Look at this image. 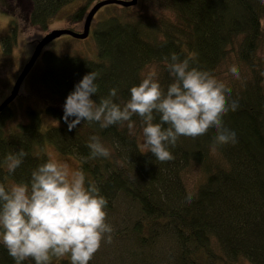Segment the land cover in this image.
Segmentation results:
<instances>
[{
	"label": "trees",
	"instance_id": "1",
	"mask_svg": "<svg viewBox=\"0 0 264 264\" xmlns=\"http://www.w3.org/2000/svg\"><path fill=\"white\" fill-rule=\"evenodd\" d=\"M77 1L82 5L65 15L72 24L81 22L99 0H19L21 12L15 6V12H8L12 26L2 39L6 51L16 44L20 20L46 30L65 6ZM142 2L159 16L134 15V7L119 5L97 12L107 11L93 30V58L42 53L36 95L48 102L47 112L60 124L43 130L34 114L29 123L13 127V110L3 109L0 183L30 182L32 172L49 159L43 148L52 145L60 154L77 158L86 186L94 183L108 201L112 242L102 243L90 264L100 262L97 255L102 263L113 264H264V2ZM173 53L231 89L228 103L237 107L223 117V124L235 133L234 144H215L212 128L196 138L180 137L170 147L174 159L161 163L144 146L139 116H133L132 130L127 122L101 128L82 121L69 131L65 101L86 74H97L93 100L115 88L114 100L123 106L130 89L153 71L167 89L173 77L165 61ZM233 66L238 78L230 72ZM154 122H159L158 115ZM93 136L109 150L108 157H91L87 145ZM20 149L27 156L9 173L6 157ZM192 172L198 176L190 185ZM0 264H15L3 245ZM51 264H70V257H53Z\"/></svg>",
	"mask_w": 264,
	"mask_h": 264
},
{
	"label": "clouds",
	"instance_id": "2",
	"mask_svg": "<svg viewBox=\"0 0 264 264\" xmlns=\"http://www.w3.org/2000/svg\"><path fill=\"white\" fill-rule=\"evenodd\" d=\"M165 62L173 77L167 89L153 71L130 89V99L123 106L114 100L115 88L98 102L93 100L98 92L97 74H86L65 101L63 118L69 131L82 121L99 123L101 128L127 122L132 130V118L139 116L144 146L161 163L174 159L170 147L180 137L196 138L212 128L215 144H234L235 133L223 124V117L237 107L228 103L231 89L212 73L191 67L188 58L181 60L173 53L170 62L168 58ZM230 72L238 78L235 66ZM154 114L159 122H154ZM70 117L75 119L70 121ZM87 147L92 158L109 156L97 136L90 138ZM26 156L23 149L8 154V172L14 173ZM186 199L191 202V194ZM107 204L94 183L86 186L82 171H72L67 163L50 156L32 172L30 182L0 183V245L15 264L29 259L34 264H51L53 257L65 256L70 257V264H90L102 243L112 242Z\"/></svg>",
	"mask_w": 264,
	"mask_h": 264
},
{
	"label": "rangeland",
	"instance_id": "3",
	"mask_svg": "<svg viewBox=\"0 0 264 264\" xmlns=\"http://www.w3.org/2000/svg\"><path fill=\"white\" fill-rule=\"evenodd\" d=\"M18 3L19 0H0V104L10 94V91L12 90L17 77L31 57L37 43L48 33L56 29L68 28L77 32H82L84 20L87 15L86 14L84 16L81 22L74 24L65 19V15L67 14V12L73 11L82 5V2L77 1L71 5L65 6L60 16L53 19L48 24L46 30H43L41 27L35 25H29L25 20H20L17 27L18 33L16 44H14L13 48H11L12 50H9L7 52L2 39L4 35H7L12 26L10 14L15 12L13 6L17 8V14L22 10V8L19 7ZM94 4L95 3H93V5ZM92 6L88 8L86 13H88ZM116 11L120 13V10L116 9ZM8 12L10 14H8ZM106 13V10H102L101 12L96 14L92 21L91 31L88 38L79 40L74 39L68 35H64L48 44L44 48V51H52L60 56L77 54L83 55L87 58H93V56H95L96 49L93 39V30L94 28H96V25L105 16ZM130 13L141 16H143V13H146L155 18L159 16V14L155 12V10H148L142 0H139L138 4L134 6ZM41 71L42 64L40 63L39 58L37 60V65L33 67L31 72L25 78L18 96L10 104V108L13 110V116L11 120H9L10 126L14 127L15 125L20 123H29L31 120H33L34 114L37 115L41 128L43 130L60 124V122L56 118H54L47 112L48 102L40 98V96L36 95V90L39 88L38 78ZM43 149L48 157L51 156L60 162L67 163L70 167V170H80V163L74 156H64L60 154L52 145H49L46 148L44 147ZM191 174H193L191 179L192 181H190L189 184L193 185L198 175L195 172H192ZM105 247L109 248L110 246ZM100 257V255H97V259L100 261L97 262V264H113L111 261V263H109L108 261L107 263H102Z\"/></svg>",
	"mask_w": 264,
	"mask_h": 264
},
{
	"label": "water",
	"instance_id": "4",
	"mask_svg": "<svg viewBox=\"0 0 264 264\" xmlns=\"http://www.w3.org/2000/svg\"><path fill=\"white\" fill-rule=\"evenodd\" d=\"M139 0H99L97 1L88 11L85 20H84V26L82 32H77L72 29L64 28V29H56L48 33L45 37H43L35 46L33 53L31 57L29 58L28 62L23 67L21 73L17 77L13 88L8 95V97L0 104V112L5 109L6 107H9L10 104L16 99V97L19 94L20 88L25 80V78L28 76V74L31 72L33 67L35 66L37 60L42 55L44 48L53 42L54 40L60 38L61 36L68 35L74 39L84 40L89 37L90 31H91V24L96 16L97 12L108 5H119L121 7H134L138 4Z\"/></svg>",
	"mask_w": 264,
	"mask_h": 264
},
{
	"label": "bare ground",
	"instance_id": "5",
	"mask_svg": "<svg viewBox=\"0 0 264 264\" xmlns=\"http://www.w3.org/2000/svg\"><path fill=\"white\" fill-rule=\"evenodd\" d=\"M139 2V1H138Z\"/></svg>",
	"mask_w": 264,
	"mask_h": 264
}]
</instances>
